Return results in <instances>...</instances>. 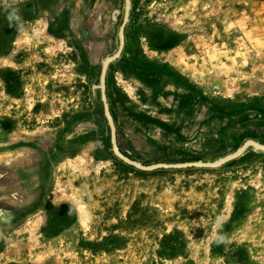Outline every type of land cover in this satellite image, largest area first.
<instances>
[{
	"label": "rangeland",
	"instance_id": "obj_1",
	"mask_svg": "<svg viewBox=\"0 0 264 264\" xmlns=\"http://www.w3.org/2000/svg\"><path fill=\"white\" fill-rule=\"evenodd\" d=\"M124 0H0V264H264V153L139 170L98 85ZM105 96L122 154L264 143V0H130Z\"/></svg>",
	"mask_w": 264,
	"mask_h": 264
},
{
	"label": "water",
	"instance_id": "obj_2",
	"mask_svg": "<svg viewBox=\"0 0 264 264\" xmlns=\"http://www.w3.org/2000/svg\"><path fill=\"white\" fill-rule=\"evenodd\" d=\"M129 10H130V0H124V8H123V17L122 22L119 25L117 38H118V47L113 54H110L104 57L101 61V70L99 74V83L98 85H93L94 88H98L100 90L101 102L103 105V115L106 119V122L109 127L110 132V149L118 158L123 160L125 163L143 171H152L156 169H179V168H188V167H196V168H215L219 167L237 157L242 155L248 148H252L255 152H263L264 153V143L253 139L245 140L239 147H237L234 151L222 156L218 157L214 160H193V161H183V162H157L145 165L139 161H135L130 159L129 157L122 154L117 146L116 142V131L113 122V118L111 116L109 106L105 96V77L108 65L115 60L121 54V51L124 46V30L125 26L129 21Z\"/></svg>",
	"mask_w": 264,
	"mask_h": 264
}]
</instances>
